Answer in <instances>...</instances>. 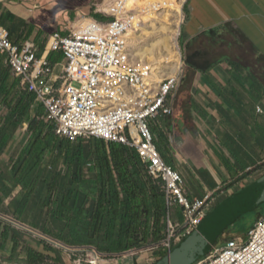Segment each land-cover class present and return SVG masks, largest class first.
Masks as SVG:
<instances>
[{"label": "crops", "instance_id": "0c3cea01", "mask_svg": "<svg viewBox=\"0 0 264 264\" xmlns=\"http://www.w3.org/2000/svg\"><path fill=\"white\" fill-rule=\"evenodd\" d=\"M102 1L2 0L0 25L15 44L36 45L44 59L52 55L49 61L61 76L67 61L47 50L49 39L68 35L81 19H96ZM183 12L170 114L150 121L149 128L163 162L184 180L187 198L212 196L215 208L264 176V0H184ZM30 95L31 118L43 108L46 121L45 106L0 53V264H68L62 249H72L35 226L15 178L14 161L30 137V115L15 120L13 110L27 106ZM169 208L167 220L182 224L183 209ZM171 208L177 211L173 217ZM157 251L155 261L164 253Z\"/></svg>", "mask_w": 264, "mask_h": 264}, {"label": "built area", "instance_id": "2783aa9c", "mask_svg": "<svg viewBox=\"0 0 264 264\" xmlns=\"http://www.w3.org/2000/svg\"><path fill=\"white\" fill-rule=\"evenodd\" d=\"M117 1L111 8L102 1L100 13L107 20L81 19L68 35L56 33L49 39L47 50L62 53L67 61L61 76L48 59L40 57L36 45L15 44L1 25L0 53L7 55L13 74L45 106L46 122L56 126L58 136L73 142L96 138L136 150L149 176L162 183L167 206L183 209L182 224L167 220L161 248L168 253L198 228L215 200L212 196L189 200L184 180L157 151L149 122L170 114L168 97L177 86L178 71L156 82L151 65L138 62L126 36L132 28L128 19L136 8ZM93 253L89 264H100L101 255ZM197 264H264V216L245 238L235 237L223 246H214Z\"/></svg>", "mask_w": 264, "mask_h": 264}, {"label": "trees", "instance_id": "16d2710c", "mask_svg": "<svg viewBox=\"0 0 264 264\" xmlns=\"http://www.w3.org/2000/svg\"><path fill=\"white\" fill-rule=\"evenodd\" d=\"M46 59L53 60L52 55ZM28 98L27 106L13 110L15 120L26 121L30 115L29 141L14 167L35 226L69 249H90L108 260L164 251L170 208L162 183L149 176L136 150L96 138L73 142L60 137L56 126L43 120V108L31 118L35 98ZM178 217L184 220L182 212ZM223 238L225 244L233 237Z\"/></svg>", "mask_w": 264, "mask_h": 264}, {"label": "rangeland", "instance_id": "374dc122", "mask_svg": "<svg viewBox=\"0 0 264 264\" xmlns=\"http://www.w3.org/2000/svg\"><path fill=\"white\" fill-rule=\"evenodd\" d=\"M153 0H142L143 6L147 5ZM179 4L181 5V10L179 12L172 11V10H162L155 12L153 16H151L147 21H143L142 19H139L138 21V26L140 29H145L147 32L150 33V35H142L141 39L138 41L139 45H137L135 49H131V52L134 54L146 46H149L153 41L156 39L165 36V34L161 31H153L155 29L161 28L162 26L167 27L171 30H173L172 38H171V54L166 53L164 50H160L159 54H156L155 59L156 62L160 65V74L159 76H164L168 74H174L176 70L178 69V66H180V56H179V35H180V27H181V16H184L183 12V4L184 0H178ZM143 10L137 9L136 8V15L135 16H140L141 12ZM137 27V26H136ZM138 35L142 34V31H138ZM138 39V38H137ZM136 39V41H137ZM139 49V50H138ZM137 59V58H136ZM148 60V58H147ZM149 64L153 62H148ZM171 64L173 66L177 65L174 68L175 70H172ZM178 71V70H177ZM76 87H80L79 83H75ZM214 209V208H213ZM212 209V210H213ZM211 210V211H212ZM210 211V212H211ZM172 217L173 214H177V211L175 208H171ZM179 215H181V212H179ZM264 216V204H262L258 209L247 213L244 215L241 219L236 221L232 226H230L227 229V234L226 236L221 235L217 241L215 242V246H223L224 244L222 243V238L223 240H227L230 238H235V237H243L245 238L249 231L252 229L256 221L260 217ZM173 224V220H172ZM62 249V248H61ZM64 251L65 255L70 258V262L68 264H89L90 261H93L94 253L90 249H82V250H70ZM157 250L154 251H142V252H132L128 255H124L118 259H105L101 257V264H125V263H131L132 260L134 259L137 261L139 264H152L155 259L154 254L157 253ZM152 259V260H151ZM81 262V263H80ZM52 264V263H51Z\"/></svg>", "mask_w": 264, "mask_h": 264}, {"label": "water", "instance_id": "95a60500", "mask_svg": "<svg viewBox=\"0 0 264 264\" xmlns=\"http://www.w3.org/2000/svg\"><path fill=\"white\" fill-rule=\"evenodd\" d=\"M264 204V176L215 207L190 235L152 264H197L217 239L244 215Z\"/></svg>", "mask_w": 264, "mask_h": 264}, {"label": "bare ground", "instance_id": "6f19581e", "mask_svg": "<svg viewBox=\"0 0 264 264\" xmlns=\"http://www.w3.org/2000/svg\"><path fill=\"white\" fill-rule=\"evenodd\" d=\"M119 1L117 0H106L105 2V7L106 8H111V7H115L118 4ZM126 7L128 8H137L140 10H143L141 12L140 16H135V15L128 19L129 21L131 20V26L132 28H130L128 30L127 33V37L129 39V45L131 49H135L137 48L136 46L139 45L138 41L141 39L142 35H150L149 32H147L145 29H140L138 26V21L139 19H142L143 21H147L151 16H153V14L155 12L158 11H162V10H172V11H176L179 12L181 10V5L179 4L178 0H153L150 3H148L147 5L143 6L142 0H124ZM137 26V27H136ZM138 31H142L141 35H138ZM153 31H161L165 34V36L160 37L158 39H156L155 41H153L149 46L143 47L141 49V51L139 50L137 52L138 55H136V53H134L133 55L135 57H137L138 62L139 63H148V62H153L149 65H151L152 68V72L154 74V80L156 82H159L163 77H168V76H172L174 74H168V75H164V76H159L160 72V65L158 64V62H156L155 56L156 54H159L160 50H164L166 53L171 54V38H172V34H173V30L162 26L161 28L155 29ZM138 38V39H137ZM137 39V41H136ZM148 58V60H147ZM177 68V65H175ZM175 66H173V64H171V68L172 70H175L176 68H174ZM180 67V66H179ZM179 69V68H178ZM102 262V261H100ZM99 264V263H97ZM101 264V263H100Z\"/></svg>", "mask_w": 264, "mask_h": 264}]
</instances>
